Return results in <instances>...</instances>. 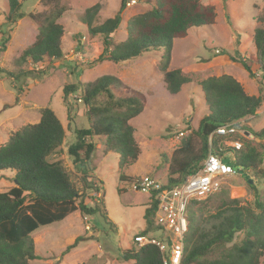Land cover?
I'll use <instances>...</instances> for the list:
<instances>
[{"label":"trees","instance_id":"16d2710c","mask_svg":"<svg viewBox=\"0 0 264 264\" xmlns=\"http://www.w3.org/2000/svg\"><path fill=\"white\" fill-rule=\"evenodd\" d=\"M22 1L6 0L7 9L0 25V55L6 49L11 28L26 15ZM127 1L120 0L115 15L101 22H98L101 7L98 3L87 7L78 16V21L86 27L91 37H101L102 52L88 65L94 67L104 61L120 63L139 57L146 51L162 49L158 68L165 89L172 95L177 94L192 79L180 69H169L173 40L184 38L191 28L214 24V6L199 0H154V6L149 10L128 19L126 38L115 43L113 34L121 23L120 14ZM44 3L48 11L29 16L39 21L40 25L32 43L15 58L14 64L18 67L63 59L61 38L64 28L59 20L68 8L62 0H44ZM257 20L262 21L260 16ZM252 41L256 51L255 60L231 58L239 62L251 78L254 76L252 65L257 64L264 69V27L254 28ZM79 46L78 41L76 48ZM46 72V69L8 71L0 68V76L3 74L14 83L28 77L40 78ZM198 84L204 95L207 113L199 120L196 131L181 138L169 156L165 180L167 187L180 184L201 166L208 155V136L218 126L234 124L250 131L255 139L264 137V127L254 132L244 124L259 116L257 111L264 101L260 87L257 96L249 95L228 74L208 76ZM120 85L117 77L104 74L89 82L77 81L62 87L67 126L73 120L68 97L77 92L81 94L80 102L88 124L87 128L74 129L75 140L67 148L72 165L79 173V187L71 180L60 160H50L60 153L65 138V129L52 109L40 108L38 122L22 126L0 145V172H13L15 181L14 186L0 192V264H29L36 259L32 233L40 226L63 220L70 212L78 210L83 216L98 213L108 219L103 200L100 206L90 200V195H86L88 190H98L93 176L96 142L101 140L103 152L119 156L120 172L135 163L140 152L130 121L143 111V104L134 96H115L113 90ZM241 121H244L243 124ZM194 134L199 137L198 146L194 144ZM224 139L240 140L241 149L219 151L218 145ZM211 142L216 155L223 156L227 151L233 153L232 164L238 172L245 173L248 179L251 178L248 172H251L254 178L264 180V167H261L264 149L258 150L253 141L238 134L227 138L213 134ZM260 146L264 148L263 144ZM118 176L119 183L128 179L122 173ZM240 176L254 190L253 205H243L241 199H231L225 193L213 203L211 212L203 214L202 200H192L180 264H261L260 259L264 256V189L257 190L254 184L248 183V179ZM97 182L102 185L101 180ZM155 208L156 202L151 200L144 210L145 227L138 234L145 235L157 227L153 215ZM240 234L243 237L237 241ZM81 239L77 237L71 245L66 246L63 254L74 248ZM134 247L123 252L122 259L132 260L131 264H163L157 246L147 244Z\"/></svg>","mask_w":264,"mask_h":264},{"label":"rangeland","instance_id":"374dc122","mask_svg":"<svg viewBox=\"0 0 264 264\" xmlns=\"http://www.w3.org/2000/svg\"><path fill=\"white\" fill-rule=\"evenodd\" d=\"M134 1L129 4L127 2L120 14L121 23L113 34L115 43L126 38V25L131 16L154 6V0ZM199 1L214 6L215 22L212 25L191 28L184 38L174 41L171 68L180 69L192 79L175 95L170 94L157 77L158 59L163 54L162 49L149 50L139 57L120 63L105 61L94 67L88 65L102 52L101 37H91L86 27L78 21V16L87 7L98 3L101 6L98 22H101L115 15L120 0H62L68 8L59 20L64 28L61 38L63 59L16 66L15 58L32 43L40 25L39 21L29 16L49 9L44 0L22 1V9L26 15L9 32L6 49L0 55V68L8 71L46 69L47 72L40 78L28 77L15 83L3 74L0 76V145L22 126L38 122L40 108L52 109L65 129V138L60 153L50 160H60L71 180L79 187V173L72 165L67 148L75 140L74 129L87 128L88 124L80 102L81 94L77 92L68 97L73 120L67 126L62 87L77 81L89 82L98 76L109 74L121 82L113 90L115 96H134L143 104V111L130 121L140 150L135 163L121 172L118 171L119 156L112 152H103L101 140L96 142L93 176L98 190H88L86 195H90V200L100 206L103 200L108 219L102 218L98 213L83 216L76 210L61 221L40 226L31 235L37 258L29 264H131L132 260L122 259V254L135 246L133 237L145 227L144 209L150 202L148 194L132 190L131 182L145 174L165 182L168 159L172 151L179 145L181 138L196 131L199 120L207 113L199 81L208 76L228 74L242 85L247 94L257 96L260 87L264 95V69L257 64L252 65L254 76L251 78L239 62L231 59L255 60L252 34L255 27H264V0ZM6 9V0H0V25ZM258 16L261 17V22H258ZM78 41L80 46L76 48ZM257 113L258 118L240 123L244 122L254 132L259 131L264 127V101ZM193 137L195 146H198L199 137L196 134ZM259 143L253 141L258 150H263ZM163 156H167V159ZM262 156L261 167H264V153ZM119 173L127 176L126 182L119 183ZM248 174L253 179L252 184L262 191L264 180L254 178L251 172ZM13 175L8 170L0 172V192L15 185ZM97 180H101L102 185ZM219 183L215 192L202 199L203 214L211 212L213 203L225 193L231 199H241L243 205H253L254 190L248 187L240 175L220 177ZM145 235L159 237L161 231L154 227ZM77 237L82 239L69 252L63 254L66 246L71 245ZM242 237L240 234L236 240L239 241ZM260 262L264 264V256Z\"/></svg>","mask_w":264,"mask_h":264},{"label":"built area","instance_id":"2783aa9c","mask_svg":"<svg viewBox=\"0 0 264 264\" xmlns=\"http://www.w3.org/2000/svg\"><path fill=\"white\" fill-rule=\"evenodd\" d=\"M128 4L134 0H128ZM213 134L227 138L238 134L241 137L258 141L264 144V137L255 139L252 133L240 129L234 124H223L218 126L213 133L208 136V155L201 163V166L188 175L180 184L167 187L166 181L161 182L151 175L145 174L135 178L131 182L133 191L146 193L149 201L156 202L154 224L161 231L159 237L135 234L133 243L136 248L147 244L158 247L162 254L163 264H180L183 251L184 240L188 233V209L192 200L205 199L209 194L215 192L219 187V178H227L230 175H240L237 167L233 166V153L227 151L223 156H218L212 151ZM263 142V143H261ZM242 142L236 139H224L218 145V150L233 148L239 150ZM228 159V163L224 160Z\"/></svg>","mask_w":264,"mask_h":264},{"label":"crops","instance_id":"0c3cea01","mask_svg":"<svg viewBox=\"0 0 264 264\" xmlns=\"http://www.w3.org/2000/svg\"><path fill=\"white\" fill-rule=\"evenodd\" d=\"M175 40H176V39H175ZM175 40H173V43H172V51H173L174 41H175ZM156 54H158V53H156ZM171 56H172V52H171ZM104 62H105V61H104ZM169 67H170L169 69H177V68H171V64H169ZM157 77L160 79V82L163 83V86H165V85H164V81H163V77H162V74H161L160 71L157 72ZM250 95H252V94H250ZM145 208H146V207H145ZM144 210H145V209H144Z\"/></svg>","mask_w":264,"mask_h":264},{"label":"water","instance_id":"95a60500","mask_svg":"<svg viewBox=\"0 0 264 264\" xmlns=\"http://www.w3.org/2000/svg\"><path fill=\"white\" fill-rule=\"evenodd\" d=\"M224 161L228 163V159H225ZM239 173H240V175H242L243 177H245L246 179H248V176H246L245 173H241V171ZM252 182H253V179L252 178L248 179V183L249 184H251Z\"/></svg>","mask_w":264,"mask_h":264}]
</instances>
